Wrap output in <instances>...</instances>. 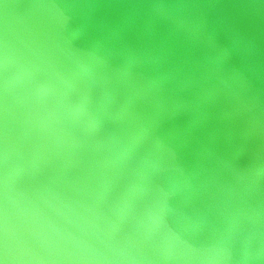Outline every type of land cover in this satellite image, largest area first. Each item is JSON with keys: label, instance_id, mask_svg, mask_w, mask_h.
<instances>
[{"label": "water", "instance_id": "95a60500", "mask_svg": "<svg viewBox=\"0 0 264 264\" xmlns=\"http://www.w3.org/2000/svg\"><path fill=\"white\" fill-rule=\"evenodd\" d=\"M78 14L0 0V264H264V173L250 193L242 179L246 167L264 171L259 144L234 130L231 148L198 160L181 144L205 134L152 128L145 112L155 104L177 125L166 115L185 101L134 76L127 107L109 116L119 96L86 75L83 46L99 35ZM73 24L87 35L74 38ZM228 155L239 164L225 170Z\"/></svg>", "mask_w": 264, "mask_h": 264}, {"label": "bare ground", "instance_id": "6f19581e", "mask_svg": "<svg viewBox=\"0 0 264 264\" xmlns=\"http://www.w3.org/2000/svg\"><path fill=\"white\" fill-rule=\"evenodd\" d=\"M37 3L57 17L76 12L86 15L92 32L99 35L97 42L83 46L88 58L83 68L90 72L86 75L91 83L103 87L102 95L119 96L117 101H108L109 116L118 118L127 107L128 103L120 104L121 99L129 97L124 80L134 76L139 82L144 81L145 91H160L163 98L173 101L172 105L185 101L184 106L168 109L166 119L177 125L165 124L163 115H157L151 108L155 104L146 106L145 112L150 114L152 128L177 130L187 140L205 134L202 142L181 144L198 155V160L206 157L201 154L211 147L220 151L231 148V135L224 136L234 130L245 133V143H258L264 151V0H37ZM73 25L74 38H79L80 33L87 35L77 24ZM66 37L63 34L62 39ZM132 45L134 48L130 50ZM107 63L113 65L108 74L99 69ZM97 89L100 88L95 86ZM91 92L86 88L82 98L85 100ZM64 94L70 92L65 90ZM158 107L162 108L159 104ZM199 115L205 116L199 119ZM215 132L219 138H214ZM226 157L225 170L237 167L239 155ZM259 167H246L247 176L240 175L245 192L250 193L251 186L262 184L260 172L264 171L258 170ZM260 253L259 248L254 257Z\"/></svg>", "mask_w": 264, "mask_h": 264}]
</instances>
